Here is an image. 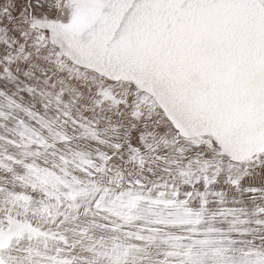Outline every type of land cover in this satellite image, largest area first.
I'll return each instance as SVG.
<instances>
[{
	"label": "snow or ice",
	"instance_id": "obj_1",
	"mask_svg": "<svg viewBox=\"0 0 264 264\" xmlns=\"http://www.w3.org/2000/svg\"><path fill=\"white\" fill-rule=\"evenodd\" d=\"M0 264H264V0H0Z\"/></svg>",
	"mask_w": 264,
	"mask_h": 264
}]
</instances>
